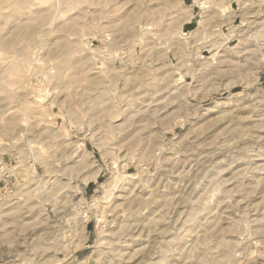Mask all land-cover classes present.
Masks as SVG:
<instances>
[{
	"label": "rangeland",
	"instance_id": "1",
	"mask_svg": "<svg viewBox=\"0 0 264 264\" xmlns=\"http://www.w3.org/2000/svg\"><path fill=\"white\" fill-rule=\"evenodd\" d=\"M0 264H264V0H0Z\"/></svg>",
	"mask_w": 264,
	"mask_h": 264
},
{
	"label": "bare ground",
	"instance_id": "2",
	"mask_svg": "<svg viewBox=\"0 0 264 264\" xmlns=\"http://www.w3.org/2000/svg\"><path fill=\"white\" fill-rule=\"evenodd\" d=\"M115 188H116V186H115ZM115 256V255H114ZM117 256V255H116ZM110 257V256H109Z\"/></svg>",
	"mask_w": 264,
	"mask_h": 264
}]
</instances>
